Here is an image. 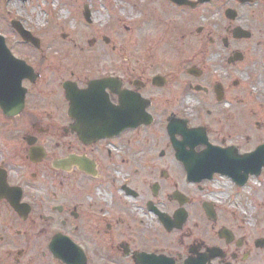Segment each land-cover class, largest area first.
<instances>
[{"label":"flooded vegetation","instance_id":"flooded-vegetation-1","mask_svg":"<svg viewBox=\"0 0 264 264\" xmlns=\"http://www.w3.org/2000/svg\"><path fill=\"white\" fill-rule=\"evenodd\" d=\"M93 1L77 6L102 52L50 60L55 44L24 21L39 46L6 36L34 73L20 111L0 105V264H264V99L245 87L246 27L178 32L164 11L141 29V16L127 55L120 26L92 30ZM189 1L172 6L215 2Z\"/></svg>","mask_w":264,"mask_h":264},{"label":"rangeland","instance_id":"rangeland-1","mask_svg":"<svg viewBox=\"0 0 264 264\" xmlns=\"http://www.w3.org/2000/svg\"><path fill=\"white\" fill-rule=\"evenodd\" d=\"M84 1L87 2V0ZM77 4V0H27L23 3L18 1L7 5V0H0V33L5 36L10 34L12 31L10 20L16 18L24 21L36 33H41L45 38L49 37V40L55 44L57 50L52 45V48H49L48 39L43 43L45 51L48 53L46 57L50 60L57 59L59 55L56 53L60 51L63 52V57L72 55L76 58L81 54L89 55L102 52V46L106 47V45L103 42L91 44L95 38L93 32L88 36H86L87 33H83L87 28L81 24L83 15L78 10ZM172 5L170 0H95L93 1V18L96 23L92 30L104 31L105 27L113 29L116 25L120 26L123 46L119 40H113V44L117 46V51L122 46L123 52L129 55L133 51L131 41L133 36L142 32L141 35L145 38L147 31L141 29L157 24L164 11L168 25L178 32H182L187 26H204L219 31L225 20V9L231 7L241 15V20L233 21V25L240 23L253 34V37L245 41V44L241 43V48L248 51L246 66L248 75L245 79L248 98L252 100L264 99V0H254L245 4H241L238 0H218L213 4L202 5L197 15L191 16L190 12L182 9L177 10ZM141 16L140 22L145 28L141 27L135 32L133 20ZM160 30L163 28L156 26L155 34ZM220 33H223V29ZM63 34H67L73 40L76 37L77 43L80 42V45L63 44V40L60 41ZM259 42H261L260 45H258ZM108 47L111 51V46L108 45ZM62 60L66 61L67 59L63 58ZM54 67L68 68L66 65Z\"/></svg>","mask_w":264,"mask_h":264},{"label":"water","instance_id":"water-1","mask_svg":"<svg viewBox=\"0 0 264 264\" xmlns=\"http://www.w3.org/2000/svg\"><path fill=\"white\" fill-rule=\"evenodd\" d=\"M173 1L178 4H188L187 0H173ZM206 1H210V0H199V2L202 3ZM240 1L249 2L251 0H240ZM226 15L231 19H235L237 16V12L235 10L228 9ZM12 25L20 33V35H22V37L25 40L37 44L36 38H34L30 32L25 30L20 22L13 21ZM237 32L242 33V35H244L245 37H251V33L248 31L238 29L236 30V34ZM32 76H33L32 68L26 65L24 61H20L12 55V53L5 44L4 37L0 35V104L6 111L20 110L22 107L17 106L18 107L17 108L14 107L12 104L11 105L4 104V97H3L4 92L6 95L10 94L11 100H18V102H22L24 100V95H25L24 94L25 91L21 87L22 80L25 77H32Z\"/></svg>","mask_w":264,"mask_h":264}]
</instances>
